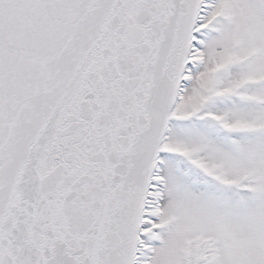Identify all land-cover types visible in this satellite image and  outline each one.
Instances as JSON below:
<instances>
[{
    "label": "snow or ice",
    "instance_id": "obj_1",
    "mask_svg": "<svg viewBox=\"0 0 264 264\" xmlns=\"http://www.w3.org/2000/svg\"><path fill=\"white\" fill-rule=\"evenodd\" d=\"M0 264H264V0H0Z\"/></svg>",
    "mask_w": 264,
    "mask_h": 264
}]
</instances>
